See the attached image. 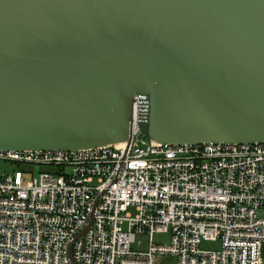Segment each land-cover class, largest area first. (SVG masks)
<instances>
[{
    "label": "water",
    "instance_id": "water-1",
    "mask_svg": "<svg viewBox=\"0 0 264 264\" xmlns=\"http://www.w3.org/2000/svg\"><path fill=\"white\" fill-rule=\"evenodd\" d=\"M134 119L264 141V0H0V149L129 143Z\"/></svg>",
    "mask_w": 264,
    "mask_h": 264
},
{
    "label": "built area",
    "instance_id": "built-area-1",
    "mask_svg": "<svg viewBox=\"0 0 264 264\" xmlns=\"http://www.w3.org/2000/svg\"><path fill=\"white\" fill-rule=\"evenodd\" d=\"M71 242L80 264H259L264 141L161 142L134 119L129 143L0 149V264H73Z\"/></svg>",
    "mask_w": 264,
    "mask_h": 264
},
{
    "label": "rangeland",
    "instance_id": "rangeland-1",
    "mask_svg": "<svg viewBox=\"0 0 264 264\" xmlns=\"http://www.w3.org/2000/svg\"><path fill=\"white\" fill-rule=\"evenodd\" d=\"M132 213H134V210H132ZM155 238L166 240L167 235L157 234L155 236ZM200 247L201 248H219L220 247V239L218 238L217 240H201ZM157 263L158 264H169V263H171V258L169 256L158 255L157 256Z\"/></svg>",
    "mask_w": 264,
    "mask_h": 264
},
{
    "label": "crops",
    "instance_id": "crops-1",
    "mask_svg": "<svg viewBox=\"0 0 264 264\" xmlns=\"http://www.w3.org/2000/svg\"><path fill=\"white\" fill-rule=\"evenodd\" d=\"M259 264H264V242L261 244V248H260V263Z\"/></svg>",
    "mask_w": 264,
    "mask_h": 264
}]
</instances>
